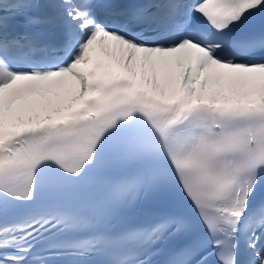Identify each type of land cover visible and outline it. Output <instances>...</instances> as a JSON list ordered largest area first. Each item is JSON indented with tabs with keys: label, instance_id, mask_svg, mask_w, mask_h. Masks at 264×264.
Returning a JSON list of instances; mask_svg holds the SVG:
<instances>
[{
	"label": "snow or ice",
	"instance_id": "obj_1",
	"mask_svg": "<svg viewBox=\"0 0 264 264\" xmlns=\"http://www.w3.org/2000/svg\"><path fill=\"white\" fill-rule=\"evenodd\" d=\"M0 264H264V0H0Z\"/></svg>",
	"mask_w": 264,
	"mask_h": 264
}]
</instances>
